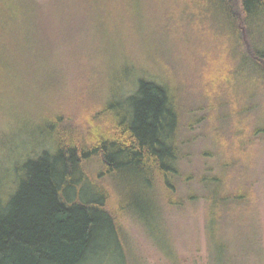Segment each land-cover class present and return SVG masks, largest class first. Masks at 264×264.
Instances as JSON below:
<instances>
[{
  "label": "trees",
  "instance_id": "16d2710c",
  "mask_svg": "<svg viewBox=\"0 0 264 264\" xmlns=\"http://www.w3.org/2000/svg\"><path fill=\"white\" fill-rule=\"evenodd\" d=\"M73 1L86 2L100 28L133 19L144 6L159 12L166 6L163 16L170 28L165 46L175 50L177 66L191 73L180 79L177 72V85L167 61L162 66L157 61L163 74L157 82L142 66L122 61L119 53L76 52V64L96 58V71L76 78L74 92L86 90L85 101L73 92L63 108L57 104L45 115L32 112L38 116L33 123L39 124L42 115L51 122L46 131L38 130L39 140L33 134L22 140L21 163L9 165L15 155L8 145L11 131L2 138L0 264H89L107 254L114 258L112 249L118 258L127 256L128 264H140L130 233L133 220L158 242L164 240L160 247L179 264L173 239H168L167 215L191 211L198 202L208 264H237L233 260L242 256L230 235L253 225L255 195L259 188L264 191L256 168L262 154L257 146L264 143V0ZM22 2L20 31L7 29L12 16L0 15V81L6 80L5 71L9 79L17 62L7 55L12 49L33 57L24 59L27 68L41 58L44 46L53 47L47 44L53 40L52 27H41L42 1ZM176 6H187L190 14L177 15ZM32 10L38 12L34 17ZM35 20L39 24L33 29ZM150 23L145 26L154 28ZM179 33L200 39L191 44L192 51L185 53ZM211 57H221L223 65L207 69ZM82 67L87 71L88 64ZM91 80L92 85L98 82L93 89ZM186 95H195L198 102H188ZM160 221L166 231L158 237Z\"/></svg>",
  "mask_w": 264,
  "mask_h": 264
},
{
  "label": "rangeland",
  "instance_id": "374dc122",
  "mask_svg": "<svg viewBox=\"0 0 264 264\" xmlns=\"http://www.w3.org/2000/svg\"><path fill=\"white\" fill-rule=\"evenodd\" d=\"M41 1L38 8V12L41 13V27H52L53 40L48 39L47 44L53 47H48L47 49L44 46L43 40L45 36L41 32V48L44 47L42 48L41 58L37 57L35 61L36 65L34 64L32 67L28 66L25 68L23 62L26 56L21 50L12 49L7 55L10 59L12 56L14 57L13 63L16 62V59L17 62L14 65V69H10L9 79H7L6 68L2 70L3 74L5 71L3 76L6 80L0 81V155L3 154V150L5 149L2 138L11 131V140L13 141H10L8 145L15 151V155L10 158V166L14 161V164L21 163L22 161V159L18 158L19 153L20 155L23 154L21 152L23 149L21 148L23 147L21 144L22 140L26 139L30 134H33L35 138L38 137L36 140H39L38 130L43 129L46 131L48 129L51 119L45 118L43 115L51 113L50 109H53L57 104L63 108L76 88V78L78 76L87 77V74L90 76V74L96 71V58L84 60L81 64H76L74 62L76 52L92 53L103 49L108 50L109 53H113V57L114 54L119 53L117 57L122 61L134 62L138 66H142L144 68L143 71L147 74L150 73V78L157 80V82L159 81L158 79L163 77L161 72L158 73L161 69L157 65V61L161 66L167 61L169 70H174L171 74L173 82L177 85L180 84V81L176 77L177 72L180 79L191 73L190 69L186 71L182 67L177 66L180 62H175L178 58L174 60L172 52H175V50H171L165 46L167 43L165 33L170 28L165 26L166 23L163 16L166 6H161L162 12H159L156 6H144L143 10L139 11V14L137 13L133 19L120 18L117 19L119 22L117 25L113 22L114 26L112 28L110 22L108 28H106V25L100 28V25L98 27L97 21L92 16L90 7L85 4L86 2H75L73 0ZM18 4L24 6L22 0H0V15L12 16L14 19L7 24V29L9 30L20 31L22 20L19 16ZM115 10L120 13L119 8ZM173 11L177 12L179 16H183L184 11L190 14L187 6L181 8L176 6ZM38 12L33 11L31 16L34 17ZM150 16H152V20L148 22ZM150 22L154 23V28L152 29L145 26L146 23L147 26L150 25ZM38 24V20L33 21L32 28L34 29ZM174 28L173 26L171 27L173 30ZM114 33L117 34L114 35ZM179 34L180 46L187 50L185 53L192 51L191 44L197 43L200 40L189 37L188 33ZM3 42L9 44L6 40ZM27 58L25 61H29L33 57ZM220 58L211 59V64L207 65V69L222 66ZM121 63L118 62L115 67H119ZM190 63L191 61L188 64ZM83 64H88L87 71L83 70L86 69L82 67ZM228 68L231 69V66ZM165 70L169 71L167 68ZM186 82L190 86H194V81L189 80ZM88 83L92 85L93 81L91 80ZM97 83V81L94 82L95 85H92L91 89L97 86ZM232 85H235V82ZM76 93H78L77 98L79 100L85 101L87 97L86 90L84 92L81 90L75 91L73 94ZM188 94L190 93L188 92ZM194 96H187L189 99L187 101L191 103L198 102L196 101L197 97L195 98ZM218 96L220 95L218 94ZM91 98L93 99L94 96L92 95ZM187 101H181V103L184 105ZM88 106L89 103L84 102V107L87 108ZM37 110H39L38 114H43L39 124H35L38 122V116L32 115V112ZM66 111H71V108H67ZM12 124H14L13 128ZM223 129L224 126L222 125L221 130ZM6 139L9 140L8 137ZM7 140H5L6 144L8 143ZM230 141L234 142L233 139ZM15 145L16 148L14 149ZM26 146L28 147V145ZM17 147L19 148L17 149ZM253 150L256 149L253 148ZM258 150L262 151L259 163L256 165L257 173H259L258 178L261 179L258 185H261L262 180H264V143L257 146ZM232 152L228 154L230 155ZM210 161H213V159L209 158L207 162ZM262 176L263 178H261ZM1 180L3 182L1 190L4 191L6 179L3 176ZM255 197L257 211L253 215V225L251 227L249 225L243 226L240 229L235 228L230 235V239L233 240V247L242 256L240 260H233V262L237 261V264H264V191L262 190L261 192L259 188V192L258 194L256 193ZM194 207L191 211L188 209L170 215L166 214L167 221L165 216L169 229L168 239L170 241L173 239L178 252L177 260L179 264H208L209 262L203 208L200 202L195 204ZM152 221L157 224L159 220L153 219ZM133 222L134 225L130 233L135 251L140 252V264H174L170 260V257L165 254L163 248L160 247L161 242L164 240L158 242L157 238L149 234L141 223L134 220ZM165 231L166 226H163V223L160 221V226L156 227L157 236H162ZM109 248L113 247L110 246ZM112 250L115 253L114 258L110 254H107L108 257H105L103 260H94L89 264L129 263L127 256L118 258L117 252L114 249ZM223 261L225 260H220V264H224Z\"/></svg>",
  "mask_w": 264,
  "mask_h": 264
}]
</instances>
